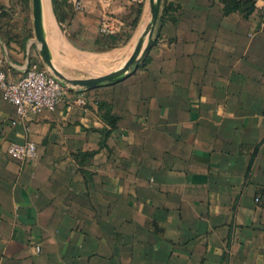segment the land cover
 <instances>
[{
    "label": "crops",
    "instance_id": "crops-1",
    "mask_svg": "<svg viewBox=\"0 0 264 264\" xmlns=\"http://www.w3.org/2000/svg\"><path fill=\"white\" fill-rule=\"evenodd\" d=\"M136 3L128 44L147 0L56 13L43 0L54 66L95 52L105 16L127 30ZM172 3L119 80L23 118L0 92V264H264V0L247 17L221 0ZM29 13V0H0L10 80L40 63ZM27 140L34 159L6 152Z\"/></svg>",
    "mask_w": 264,
    "mask_h": 264
},
{
    "label": "built area",
    "instance_id": "built-area-1",
    "mask_svg": "<svg viewBox=\"0 0 264 264\" xmlns=\"http://www.w3.org/2000/svg\"><path fill=\"white\" fill-rule=\"evenodd\" d=\"M62 1L72 11L83 9L84 0ZM115 29V20L109 16H105L98 26V32H111ZM68 89L47 70L40 68L37 63H29L24 73L15 80L8 79L5 72L0 69L1 97L14 107L15 113L21 118L29 113L35 114L42 110H52ZM6 152L20 161L36 157L35 145L28 140L23 143L9 142Z\"/></svg>",
    "mask_w": 264,
    "mask_h": 264
},
{
    "label": "water",
    "instance_id": "water-1",
    "mask_svg": "<svg viewBox=\"0 0 264 264\" xmlns=\"http://www.w3.org/2000/svg\"><path fill=\"white\" fill-rule=\"evenodd\" d=\"M29 2L32 32L40 60L49 69V73L62 85H65L68 88H78L79 90L92 89L102 84L115 82L122 78L131 68L135 67L142 60L152 43V33L158 20L161 6V0H147L145 15H147L148 21L138 32L134 44L132 45L131 52L118 68L93 77L69 78L59 72L51 61L41 22V1L29 0Z\"/></svg>",
    "mask_w": 264,
    "mask_h": 264
},
{
    "label": "rangeland",
    "instance_id": "rangeland-1",
    "mask_svg": "<svg viewBox=\"0 0 264 264\" xmlns=\"http://www.w3.org/2000/svg\"><path fill=\"white\" fill-rule=\"evenodd\" d=\"M161 6H162V0H161ZM161 6H160V10H161ZM30 19H31V14H30ZM155 26H156V24H155ZM28 30H29V35L33 39L34 44H36L34 41V36H33V32H32L31 21H30V27ZM153 32H154V30H153ZM152 35H153V33H152ZM45 37L48 40L50 51L55 52V48H57V46H53L51 44V41L54 42V40L47 37L46 33H45ZM135 38H136V35L132 41H134ZM49 41H50V43H49ZM129 41H130V38H128V40H126L123 44L116 46V47H113L111 49H106V50H97L96 48H91V50L95 49L94 50L95 52L88 55V57L85 59H81V60L67 59L66 60L64 58V59H61V61L59 60V64L62 67L69 66L72 69L69 73L64 72L63 69H60L58 66L56 67V69L59 72H61L64 76L69 77V78H73L70 76L75 75V74H79V73L96 75L99 73H105V72L111 71L113 69L118 68L122 64V62L124 61V58H126V56H128V54H129L128 48L131 45V44H128ZM54 56H56V55H54ZM51 61H53V59ZM37 65L40 68H43V69L47 70L48 72H50L49 69L45 66V64L41 60H40V63H37ZM83 69H84V71H83Z\"/></svg>",
    "mask_w": 264,
    "mask_h": 264
},
{
    "label": "trees",
    "instance_id": "trees-1",
    "mask_svg": "<svg viewBox=\"0 0 264 264\" xmlns=\"http://www.w3.org/2000/svg\"><path fill=\"white\" fill-rule=\"evenodd\" d=\"M223 3V13L238 12L242 17H247L253 10L254 0H221ZM57 4H65L62 0H52L53 11L56 13ZM176 8L172 0H162V6L159 14V21L168 15V10ZM141 10V3H136L133 8L134 16L128 24V29L118 31V28L111 32H97L98 37L94 40L97 50H106L123 44L131 35V31L136 25ZM95 50V49H94ZM111 122V121H109Z\"/></svg>",
    "mask_w": 264,
    "mask_h": 264
},
{
    "label": "bare ground",
    "instance_id": "bare-ground-1",
    "mask_svg": "<svg viewBox=\"0 0 264 264\" xmlns=\"http://www.w3.org/2000/svg\"><path fill=\"white\" fill-rule=\"evenodd\" d=\"M41 1V0H40ZM43 1V0H42ZM42 1H41V8H42ZM43 14H44V18H46L47 19V12H46V10L44 9V11H43ZM147 21H148V17H147V15H145V17H144V19H143V21H142V24L140 25V27H139V29H138V31H137V34H138V32L141 30V28H143V26L147 23ZM43 32H44V30H43ZM137 34H136V36H137ZM44 35H45V32H44ZM145 40V39H144ZM135 41V40H134ZM134 41H132L130 44V47L128 48V52L130 53L131 52V49H132V45L134 44ZM129 55V54H128ZM124 62V61H123ZM122 62V63H123ZM54 65V64H53ZM55 67V66H54ZM56 68V67H55Z\"/></svg>",
    "mask_w": 264,
    "mask_h": 264
}]
</instances>
